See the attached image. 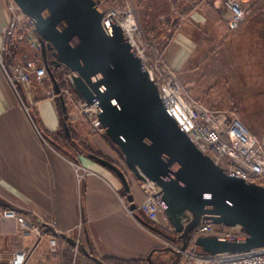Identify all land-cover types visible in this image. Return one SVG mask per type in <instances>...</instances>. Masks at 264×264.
Masks as SVG:
<instances>
[{"label":"water","instance_id":"1","mask_svg":"<svg viewBox=\"0 0 264 264\" xmlns=\"http://www.w3.org/2000/svg\"><path fill=\"white\" fill-rule=\"evenodd\" d=\"M15 2L40 35L45 58L47 49H53L52 62L68 67L76 92L97 106L101 126L120 149L123 163L93 153L90 156L121 180L130 210L137 209L129 180L133 175L159 188L156 197L180 234L183 247L186 237L203 221L240 226L245 236L234 240L200 236L195 241L200 250L218 254L264 247V186L227 173L199 150L163 102L123 28L104 21V10L95 0ZM51 80L67 120L61 87L57 80ZM64 128L70 135L67 122ZM68 240L74 242L71 237ZM91 257L106 264L97 256Z\"/></svg>","mask_w":264,"mask_h":264},{"label":"crops","instance_id":"2","mask_svg":"<svg viewBox=\"0 0 264 264\" xmlns=\"http://www.w3.org/2000/svg\"><path fill=\"white\" fill-rule=\"evenodd\" d=\"M166 1L164 9H170L174 2L180 6L184 19L175 24L169 40L170 32H166L174 25L162 28L160 17L163 12L156 10L158 12L152 17L156 22L151 28L153 35L159 37L165 60L179 77L185 78L193 53L199 52L201 44L204 45L203 35L219 36L220 39L228 37L225 39L227 47L223 48V42L219 40V48L237 55L240 61L238 72L230 70L229 73L242 76V79L233 81L232 89L243 97L253 91L264 93L261 90L264 79V0H247L245 5L251 7V12L236 30L229 29L227 11L220 1ZM9 16L6 0H0V27ZM1 43L0 32V46ZM50 95V92L46 96L37 92L27 94L26 99H35V106L31 107L33 126L13 90L0 76V202L55 219L64 233L75 235L83 219L85 239L99 258H146L155 249H162V238L126 212L125 205L129 204L120 194L123 185L118 176L83 152L81 142L87 140L105 155H112L114 150L117 153L104 137V130L76 132L74 142L78 145V153L65 147L57 138L60 113L54 105L53 95ZM129 180L137 209L141 211L139 207L145 201L146 187L133 175ZM165 223L168 224L167 221L155 222L159 227ZM32 244V237L18 233L15 221L0 223V251L26 249ZM84 254L90 262L93 261ZM37 261L36 258L30 264H38Z\"/></svg>","mask_w":264,"mask_h":264},{"label":"built area","instance_id":"3","mask_svg":"<svg viewBox=\"0 0 264 264\" xmlns=\"http://www.w3.org/2000/svg\"><path fill=\"white\" fill-rule=\"evenodd\" d=\"M95 1L104 10V21L118 23L123 28L130 43L139 52L151 78L157 84L163 102L199 150L227 173L237 175L247 182L263 185L264 144L260 138L252 133L239 117L227 110L209 107L190 95L176 71L166 63L163 50L144 40L142 28L130 4H125L121 8L108 5L106 0ZM214 1H220L227 11L229 29H238L248 14L245 5L247 0ZM8 10L13 14V19L12 22L0 27L1 34L3 36L14 34L20 43H25L29 48L41 54L43 51L41 37L34 25L27 27L23 24L22 18L27 16L14 0H8ZM105 29L110 31L108 25H105ZM1 49L0 64L7 73L8 83L18 96H21L18 84H30L32 81V76L27 71L34 69L39 76L47 72L45 64L42 63V67L37 68L36 62H32L28 67L26 66L29 70L18 71L11 75L3 62L2 54L6 47L2 46ZM67 75L73 81L72 72L69 71ZM76 94L80 97L77 92ZM81 99L85 102L83 110L92 119L94 128L97 131L103 130L97 106ZM25 109L28 110L27 107ZM144 185L146 198L139 209L150 218L162 215L169 224L164 205L156 197L159 188L155 185ZM125 208L131 216L137 218L135 211L130 210L128 205H125ZM3 220L15 221L18 233L21 236L32 237L33 244L26 249L11 252L0 251V264H28L36 248L43 241H47L54 257H62L63 251H69L74 255L72 264H78V255L86 240L83 219L77 226L75 235L69 232L66 233L67 237H63L64 232L60 229L57 220L48 219L35 211L25 212L16 207L5 206L0 202V223ZM200 236L234 240L244 237L245 232L240 226L227 227L203 221L191 232V239L186 247H183V240L181 245H175L167 240L166 242L167 246H171L182 257L181 264H264V247L247 252L211 254L196 248L195 241ZM69 237L73 238V243L68 240Z\"/></svg>","mask_w":264,"mask_h":264},{"label":"rangeland","instance_id":"4","mask_svg":"<svg viewBox=\"0 0 264 264\" xmlns=\"http://www.w3.org/2000/svg\"><path fill=\"white\" fill-rule=\"evenodd\" d=\"M106 2L110 6H119L121 8L125 4H130L134 8L136 19L138 20L142 28L144 40H146L150 44H155L159 48H161L159 45L160 42L158 41L159 37H155L153 35L154 30H152L153 28H151V25L153 23L155 24L156 22V20L152 19L154 14H156L158 11L163 12L160 17V24L162 25V28H164L165 26L167 27L168 22L171 21H173L174 23L175 21H177V23L175 24H179V22L182 21V19H184L185 17L184 13L180 11V6L174 2L169 6L170 9H164V3L167 2L166 0H106ZM6 10L10 16L4 25L12 22L13 19V14L8 10L7 0ZM156 10L158 11L156 12ZM247 10L248 13H250L251 7L247 8ZM22 21L25 26H32L29 23V19L27 17H23ZM172 27V29L169 27L170 30H167L166 32H170V35L167 37V40L172 38L170 36L173 35L174 30L176 28L175 25ZM1 37L2 43L0 46V50H2V46L6 47V50L3 51L2 56L4 65L7 67L6 69L9 74L14 75L18 73V71L20 72L22 70H29L26 68V66L28 67L29 63L32 62H36L37 68L42 67L43 64L39 52H36L33 49L29 48L25 43H20L16 39V36L14 34L4 36L1 34ZM222 38L223 39H220L219 36L215 37L213 35H203L201 40L204 41V45L201 44L199 52L193 53L190 67H188L186 76H184L185 78H187V80L182 76L179 77L178 75V77L179 79L182 78L180 80L187 87L191 96H193L194 98L197 97L201 100L200 101L197 99L198 101L204 103L205 105L207 104V106L209 107L227 110L231 114L239 117L250 129V131L257 135L264 144V93H258L257 91H253V93H248V95L243 97V95H239V93L235 92L232 89L233 81L237 80L238 78L242 79V76H232L229 71L232 70L234 72H238L236 69L237 67L239 68L240 61L234 52H228L227 50L223 52V48L227 47V40L225 39L228 37ZM219 40H221L220 42H223V48H219ZM27 72L31 74L32 81L30 84H18L17 87L19 93L21 94V96H18L14 88L8 83L7 73L0 64V76L2 77L4 82L9 85L11 90H13V93L16 95L17 99L20 102V106L22 105L24 109L25 107L28 108L26 113L28 114L29 119H31V124L34 126L35 123L31 115V112H33L31 107L35 106V99H26L28 93L29 95H31L33 92H37L41 95L46 96L47 93L50 92V96L53 95L52 98L54 100V105L56 106V108L62 110V107L60 106V96L58 93L55 92V88L49 74L46 72L45 74L39 76L37 75V72L34 69ZM262 78H264V75L262 76ZM57 81L61 87V94L64 96L68 106V110L70 111L69 121L68 119L65 120L63 112L61 111L62 113H60V126L57 131L60 132L62 130V120H65V122L67 123L71 121L73 122L72 125H74L75 129L72 130V134L77 135V133L75 132H78L80 130H83V132L89 130L92 132H97V130L93 126L92 119L89 118V116H87L83 110V108L85 107V102H83L82 99L76 94L73 81L69 78L67 74H65L62 79H57ZM261 90H264V79L261 85ZM58 103H60L59 106ZM48 140L52 143V140L50 138ZM83 143L85 144H83L85 147L89 145L87 140H84ZM92 145L93 147H96L94 144ZM114 151L112 155H110V153L106 154L107 158L112 159L116 163L121 165L123 163L121 154L118 151L117 153L116 151ZM101 152L103 153V151ZM74 160L77 161L76 159ZM262 186H264V183ZM122 191L128 194L124 187L120 193H122ZM135 215H138L136 210ZM142 215L145 219L149 220V218L146 217L144 214ZM151 219H156L158 223H164L166 221L165 217L162 215H156V217ZM151 222L153 221L151 220ZM161 228L163 229L161 233L162 235L156 232L154 233L158 234L162 238V242H160V244L162 245V249H167L168 243L166 242V240L170 241L172 238H175V235L173 233L172 225H170V223H165V226H162ZM84 248H86L87 252H93L85 240V244L83 245V248L77 258L78 264H96L97 262L93 258L92 262L85 258L86 256L83 252ZM73 256L74 255L71 252L63 251L62 257H54L47 241H43L36 248L34 254L32 255L29 261V264L32 263V261L36 258L38 259V264H72V261L74 259ZM153 257L157 263H161L162 261L164 262L166 260L164 254L160 253H154Z\"/></svg>","mask_w":264,"mask_h":264},{"label":"trees","instance_id":"5","mask_svg":"<svg viewBox=\"0 0 264 264\" xmlns=\"http://www.w3.org/2000/svg\"><path fill=\"white\" fill-rule=\"evenodd\" d=\"M29 23L31 25H33L32 21L30 19H29ZM175 23H177V21H175ZM175 23H173V21H171V22H168V25H170V26L171 25H175ZM14 46H16V45H14ZM52 53H53V49H47V52H46L47 58H45L44 53L42 51V53L40 54L42 63L46 65L47 73L49 74L50 77L54 78L55 80H57L59 78L62 79V77L65 74H68L70 70L66 66L57 67L52 62V59L54 58ZM59 105H60V103H58V106ZM58 110H59V108H58ZM61 111L62 110H59V113H62ZM67 115H68L67 119L69 121L70 111L68 110V106H67ZM62 121H63V127H62V130L58 133L57 138L60 139L61 142L64 143L65 147L66 146L70 147V148L76 150V152L78 153V150H79L78 145H77L76 142H74V139H77L76 138L77 135L76 134H72V130L75 129L74 125H72L73 122L71 121V122L68 123L69 129H71L70 130L71 136H70V135L67 134V132H66V130L64 128L65 120H62ZM104 137L110 143V145L120 153V149L118 148V146H116L108 138V136L106 134H104ZM81 144H82L83 149H84L83 152H85L84 154L90 155L91 153H93V154H96L98 156H101V157H104L106 159H109V158H107V155H105L100 150H98L95 147H93L92 144L88 143L89 145L87 147L84 146L85 144L83 142H81ZM109 160L114 162V160H112V159H109ZM120 194L123 197L125 203L129 204V202L127 200V197H126L127 194L125 192H123V191ZM136 212L138 213L137 217L144 221L143 223H144V225L147 228H149L153 232H156V233H159L160 235H162L161 233H162L163 229L161 227H159L155 223L145 219L143 217V215H142L143 213L141 211H139L138 209L136 210ZM172 229H173V233L175 235V238H172L169 242L173 243L175 245H181L182 244V239H181L180 234L175 232L173 226H172ZM190 239H191V233L186 237V244L189 243ZM154 253L164 254V257L166 258V260L164 262L162 261L161 263H157L154 260V257H153ZM87 255L89 257L95 256L94 252H90V251L88 252ZM99 259H101L106 264H181V261H182L181 256L173 248H171L169 246L167 247V249H155L152 252V258L151 259H149L148 257H146V258H138V259H124V258H120V257H100Z\"/></svg>","mask_w":264,"mask_h":264},{"label":"bare ground","instance_id":"6","mask_svg":"<svg viewBox=\"0 0 264 264\" xmlns=\"http://www.w3.org/2000/svg\"><path fill=\"white\" fill-rule=\"evenodd\" d=\"M15 1V0H14ZM17 4V3H16ZM19 7V6H18ZM20 8V7H19ZM151 76V75H150ZM144 183V182H143ZM145 184V183H144ZM261 248V247H260Z\"/></svg>","mask_w":264,"mask_h":264}]
</instances>
